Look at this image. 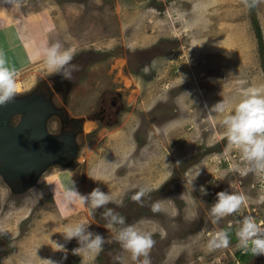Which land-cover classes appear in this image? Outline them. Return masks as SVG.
Listing matches in <instances>:
<instances>
[{"label": "rangeland", "instance_id": "1", "mask_svg": "<svg viewBox=\"0 0 264 264\" xmlns=\"http://www.w3.org/2000/svg\"><path fill=\"white\" fill-rule=\"evenodd\" d=\"M31 1L51 8L79 70L65 80L33 65L17 78L19 93L46 90L65 112L52 114L49 130L75 128L78 150L70 164H51L26 191L12 190L0 175V264H121L118 257L139 264L115 241L119 225L107 228L103 209L93 214L78 200L66 203L63 192L73 184L81 194L99 186L123 202L107 207L151 232V264H231L239 256L241 216L213 224L210 208L217 192L234 191L247 198L241 212L264 223L258 202L264 173L242 174L248 165L224 136L223 114L212 109L222 101L231 107L241 88L264 86V0L253 9L243 0ZM104 97H116L118 108L91 120ZM141 187L150 194L133 202ZM78 222L105 237L98 253L73 254L80 245L60 232ZM218 230L229 232L231 243L210 252L209 233ZM243 257L241 264H253Z\"/></svg>", "mask_w": 264, "mask_h": 264}, {"label": "clouds", "instance_id": "2", "mask_svg": "<svg viewBox=\"0 0 264 264\" xmlns=\"http://www.w3.org/2000/svg\"><path fill=\"white\" fill-rule=\"evenodd\" d=\"M259 2L261 0H243L246 7H253ZM11 4L20 8L23 0H11ZM40 54L44 57L48 70L62 79L71 80L72 73L79 70L78 66L72 64L75 50L64 49L59 41L41 45ZM16 78L15 67L9 66L3 54L0 53V107L13 103L19 94L20 89ZM212 111L223 114L221 123L224 136L228 144L240 153L242 160L248 165L241 170L242 174L249 171L264 173V86L241 88L231 107L226 108L222 101L214 105ZM199 174L200 170L190 181L191 184ZM89 178L97 181L93 176ZM200 191L203 195H207L204 186L200 187ZM150 192V188L141 187L133 193L131 200L142 203V199ZM63 198L69 204L78 200L81 204L87 205L93 214L96 210L103 209L101 215L107 221L106 227L111 229L114 225H119L114 239L125 252L131 254L132 261H138L139 264H151L149 252L155 244L151 232L145 231L140 226L141 222L127 224L125 218L115 209L107 207L110 203L123 207L122 201L114 200L99 186L94 187L87 194H81L75 184L63 192ZM246 201L247 198L243 194L234 191L217 192L216 200L210 208L211 221L217 224L224 217L239 213L241 218L235 227L237 247L245 252H251L254 256H264V223H258L253 216L241 212ZM258 202L264 203V197H261ZM151 211L154 213L160 211L159 201L151 204ZM60 233L66 241L77 240L80 246L72 250L75 255H80L81 252L98 253L106 242L104 236L90 231L89 225L79 222L66 225L64 231ZM230 243L229 232L218 230L209 233L206 247L211 252L227 248ZM57 245V250H63V245ZM141 257L143 259H140ZM117 259H120L123 264L122 258ZM49 264H55V262L49 260Z\"/></svg>", "mask_w": 264, "mask_h": 264}, {"label": "water", "instance_id": "3", "mask_svg": "<svg viewBox=\"0 0 264 264\" xmlns=\"http://www.w3.org/2000/svg\"><path fill=\"white\" fill-rule=\"evenodd\" d=\"M54 113L65 116L49 93L37 88L0 107V175L12 190H28L51 164L68 165L76 157V129L49 130Z\"/></svg>", "mask_w": 264, "mask_h": 264}, {"label": "crops", "instance_id": "4", "mask_svg": "<svg viewBox=\"0 0 264 264\" xmlns=\"http://www.w3.org/2000/svg\"><path fill=\"white\" fill-rule=\"evenodd\" d=\"M32 5L31 0H23L22 7L16 8L11 4V0H0V53L9 66L15 67L17 78L33 65L47 67L44 57L40 54L41 45L59 41L63 46V39H67V35L54 20L48 5ZM19 11L21 15L18 16L16 13ZM43 12L47 15L42 14ZM20 18L24 21L22 27L17 26ZM26 41L29 42L21 45ZM17 78L18 84L21 80Z\"/></svg>", "mask_w": 264, "mask_h": 264}, {"label": "flooded vegetation", "instance_id": "5", "mask_svg": "<svg viewBox=\"0 0 264 264\" xmlns=\"http://www.w3.org/2000/svg\"><path fill=\"white\" fill-rule=\"evenodd\" d=\"M116 100H117L116 97H114V98H110L108 101H106L105 97H104L100 103V105H102V106L99 109L92 112V114L90 116H88V118H90L91 120H94V119L99 120L101 118H103V119L106 118L108 116V114H110V112H111L109 110V108H111V109H113L114 107L116 109L118 108V103ZM65 129H69V128L65 127ZM246 255H247V257L252 258L253 264H264V256H254L253 254H251V252H245V251H243L241 254V256H244V258L246 257Z\"/></svg>", "mask_w": 264, "mask_h": 264}, {"label": "trees", "instance_id": "6", "mask_svg": "<svg viewBox=\"0 0 264 264\" xmlns=\"http://www.w3.org/2000/svg\"><path fill=\"white\" fill-rule=\"evenodd\" d=\"M253 7H254V6H253ZM253 7H250V8L253 9ZM254 28H255V33H256V36H257V38H258V40H259V44H260V46H259V50H260L261 55H262L263 46H262L261 30H260L259 25H258L257 23H255ZM261 61H262V63H264L263 58L261 59ZM240 257H241V256H240ZM243 258H244V257H243ZM243 258H242V259H243Z\"/></svg>", "mask_w": 264, "mask_h": 264}, {"label": "built area", "instance_id": "7", "mask_svg": "<svg viewBox=\"0 0 264 264\" xmlns=\"http://www.w3.org/2000/svg\"><path fill=\"white\" fill-rule=\"evenodd\" d=\"M244 250H242V249H240L239 250V256H237V257H235L234 256V258H233V260L231 261V264H241V254H242V252H243Z\"/></svg>", "mask_w": 264, "mask_h": 264}, {"label": "bare ground", "instance_id": "8", "mask_svg": "<svg viewBox=\"0 0 264 264\" xmlns=\"http://www.w3.org/2000/svg\"><path fill=\"white\" fill-rule=\"evenodd\" d=\"M18 88H19V86H18Z\"/></svg>", "mask_w": 264, "mask_h": 264}]
</instances>
